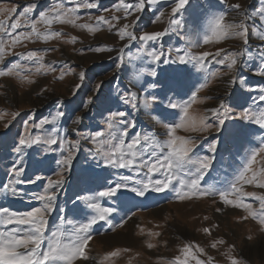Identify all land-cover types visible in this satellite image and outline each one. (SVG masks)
<instances>
[{
	"label": "rangeland",
	"instance_id": "rangeland-1",
	"mask_svg": "<svg viewBox=\"0 0 264 264\" xmlns=\"http://www.w3.org/2000/svg\"><path fill=\"white\" fill-rule=\"evenodd\" d=\"M135 2L138 0H0V21L7 31H11V24L17 20L22 22L14 35L30 32L31 28L23 26V21L35 22L41 13L52 14L57 4L63 9H77L76 24L95 26L97 17L103 16L115 25L110 29L104 23L90 33L69 23H53L50 31L59 32L58 38L47 42L36 37L22 39L15 47H11V36L0 33V46L4 47L0 71H6L12 64L21 65L17 70L19 76L0 77V208L24 213L41 207L42 202L36 197L44 194L50 178H58L56 173L61 171V166L57 161L64 159L71 148V145L62 147L61 141L78 142L72 150L71 166L63 171V184L55 190L53 211L46 217L42 251L53 232L60 230L70 235L74 227L87 223L95 215L87 206L91 198L92 202L113 211L106 222L98 221L91 229L86 249L88 259H78L74 264H101L103 257L114 250L119 254L103 264H168L176 256L183 258L180 250L185 244L198 245L204 250L201 254L195 247L191 249L203 264H208L209 258L212 264H230V248L231 256L240 264H264L262 226L251 217L244 219L246 211L225 205L218 194L230 189L252 150L264 144V129L247 120L236 123L230 118L226 129L220 131L215 127L206 132L177 130L176 135L195 141L193 159L213 158L212 165L204 171L200 188L216 190L214 196L180 200L170 186L164 192H148L138 197L130 191L136 180L163 179V176L156 173L149 177L146 168L105 166L103 155L96 152L97 147L107 149L105 141L123 130H127L125 140L129 142L139 133L142 141L145 135H150L163 143L167 139L165 125L179 123L182 115L180 107L173 109L169 102L182 107L205 82L207 87L197 92L196 102L189 110L192 116H206L207 123L214 125L216 121L210 110L221 102L230 117L240 115L241 105L255 113L264 110V103L258 99L260 90L264 89V39L256 33V30L264 32V0H189L185 9L174 17L177 25L169 24L175 0L155 3L146 0L142 12L131 9L125 12L122 5ZM87 3L96 6L86 8L83 5ZM234 4H239L240 9H233ZM25 8L30 9L26 16L22 15ZM221 13L228 22L245 21L249 30L246 46L232 37L204 43L211 20ZM113 16L117 19L113 20ZM126 24L131 25L129 31L136 40L119 39L117 30ZM37 28L43 33L47 26L38 24ZM165 29L167 34L157 41L139 40L145 32ZM98 47L113 51L96 52L94 49ZM177 49L182 52L177 53ZM30 51L43 56L39 63L49 71H35L39 63L25 59ZM153 51L162 54L160 61L153 62L147 55ZM217 51H221V57L215 55ZM183 52L195 56L208 52L209 56L202 68L194 61L181 65L176 56ZM228 52L244 53L234 72L217 63ZM97 85L101 86L98 92L94 91ZM152 94L157 99L146 106L145 100H150ZM109 110L126 113L125 117L116 118L113 128L107 123ZM13 114H17L15 118ZM77 117L81 118L80 122L73 123ZM42 121L47 123L36 127ZM96 132L103 135L93 142ZM36 136L41 138L39 144L23 147L16 153L21 137ZM49 137L57 143L51 146L44 143ZM212 143L217 144L214 152L209 151ZM257 159L260 163L254 164L253 170L264 167V160ZM17 166L25 169L20 184L14 183L17 178L13 169ZM189 167L195 171L194 166ZM124 176L131 179L125 182ZM36 177L40 179L35 183L28 182ZM181 178L184 177L178 173L173 180L177 188ZM117 183H127V189L112 198L97 195ZM242 190L264 196V189L254 184L243 185ZM243 199L259 211L257 200ZM13 227L17 226L0 227V231H11ZM205 228L209 233L203 231ZM154 233L160 235H151ZM217 240L224 243L213 248ZM148 243L154 247L148 248ZM188 264H195V260L189 259Z\"/></svg>",
	"mask_w": 264,
	"mask_h": 264
},
{
	"label": "snow or ice",
	"instance_id": "snow-or-ice-1",
	"mask_svg": "<svg viewBox=\"0 0 264 264\" xmlns=\"http://www.w3.org/2000/svg\"><path fill=\"white\" fill-rule=\"evenodd\" d=\"M146 0H138V2L131 4H123L122 7L127 12L129 9L134 10L139 13L144 10ZM149 3H155L156 0H148ZM189 0H175L174 7L171 9L172 19H170V25H177L178 21L174 18L181 9H185ZM86 8H93L96 5L93 3H87L83 5ZM235 10L240 9L239 4H234L231 6ZM11 11H15L13 8ZM30 11L29 8L24 9L22 15L26 16ZM77 9H63L61 5L57 4L53 10L52 14L41 13L39 19L32 22L29 19L23 21V26L30 27V32L21 33L20 35H14L16 30L22 26L21 20H17L15 23L11 24V31H7L6 26L3 21H0V33H4L11 36V47H15L22 39L28 40L32 37L41 39L43 42H47L53 38H58L60 36L59 32L50 31L53 23H69L76 27L86 29L88 32H95L99 29L101 24L107 23L112 27L110 21H107L103 16L97 17V24L95 26L89 24H76L77 17L75 15ZM163 15V13H161ZM91 19V18H89ZM113 20L117 19L115 16ZM159 19V17H157ZM264 23V22H262ZM43 24L47 26L46 30L41 33L37 25ZM131 25H124L117 30V35L120 40H127L131 42L136 40L137 37L129 31ZM168 32V29L164 31H157L152 33L145 32L139 36L141 42L147 43L150 41H157L164 37ZM258 38L264 39V32L256 30ZM248 34L249 30L246 23L241 19L238 23L228 22L224 13L215 16L210 23L208 34L204 36V43L208 44L213 42H220L224 38H238L242 41L243 45L248 44ZM73 42L75 37L72 38ZM96 52L102 51H113L110 48H96ZM177 53L182 52L181 49L176 50ZM153 62L161 60V53L148 52ZM217 57H221V51L215 53ZM209 56L208 52H203L199 56L191 55L188 52H183V54L176 56V61L181 65L187 64L194 61L196 64L203 67ZM244 56L243 52L239 53H225L222 58L217 60L220 65H226L227 69L234 72L238 65L241 63V57ZM4 59V47L0 46V61ZM25 59L29 61H36L39 63L43 60V56L35 51H30L27 53ZM164 63H168V60H164ZM119 67V65H117ZM21 68L19 64H12L6 71H0V77L4 76H19L20 72L17 71ZM43 69L45 72L49 71L48 68L42 63L35 69L39 73ZM155 75V72L152 73ZM213 75H217L213 73ZM84 74L81 73V79H83ZM61 79L63 76L61 75ZM24 79H28L24 77ZM31 82V81H29ZM100 85H97L94 91L98 92ZM207 87V82L200 85L197 89L199 92L201 89ZM197 92H193L190 100L186 102L182 107L180 105L169 102V106L173 109L180 107L181 117L179 123H169L165 125L167 139L160 143L155 140L154 137L150 135H145L143 141L141 140V134L137 133L131 140L126 141L125 137L128 135L127 130H123L118 136L113 135L111 139L105 141L107 144V149L103 147H97L96 152L101 153L104 157L105 166H111L113 168L120 169H147V174L151 177L153 174L160 173L163 179H148L136 180L134 186L130 189L131 192L135 193L136 196L142 197L148 192H164L171 186L174 191H176L177 196L180 200L191 199L195 196H214L216 195V190L208 189L202 190L200 188V181L203 177L204 171L209 169L213 163V158L210 156L197 157L193 159L192 153L196 147L195 141L176 135L178 129H191L192 131H208L209 129L215 127L217 131L226 129L227 121L231 118L236 123L247 120L250 123L258 125L261 129H264V110L258 113L250 111L248 108H244L241 105V112L239 116L230 117L228 109L225 104L221 102L217 108L211 109V115L215 118L216 123H207L208 117L206 116H192L190 115V109L194 102H196ZM260 95L258 97L259 101L264 103V89L260 90ZM157 99L156 94H152L150 100H145V105L148 106L151 102ZM89 102H92V98H89ZM128 102L127 100L125 101ZM13 114V118H15ZM58 116L63 115V113H58ZM126 113L122 111L111 112L109 110L108 127L113 128L114 122L117 117L123 118ZM80 117H77L73 123H79ZM47 121H42L40 125L36 127H41ZM7 127V125H5ZM134 128L135 125H132ZM103 134L101 132H96L92 137V141L96 142ZM41 138L36 137H21L19 140V146L15 148L17 154H19L23 147H31L33 144H39ZM44 143L49 146L55 145L57 140L53 137H49L44 141ZM76 143L72 141H61L62 147L65 145H71L69 149V154L62 160L57 161L61 166V171L56 173L57 179H49L48 184L44 190V194L36 197L42 202L41 207H36L31 211L24 213L12 212L8 208H0V227H5L8 225H15L11 231H0V264H74L78 259L87 260L86 249L91 240V229L98 221H105L106 218L111 215L112 209L102 207L97 202H92L89 198V203L87 204L95 215H92L87 223H83L78 227H74L70 235H66L64 232L58 230L52 233V237L48 240L47 248L42 249V245L45 241V226L47 223L46 217L53 211V204L56 200V189L63 184V171H67L71 166L73 160L72 150L75 148ZM159 149L160 152L157 154L155 151ZM217 149V144L212 143L209 146V151L214 152ZM147 158H144V157ZM257 157L264 160V144L256 149H253L250 156L247 158L246 163L243 166V170L236 176L234 182L231 184L230 189L220 191L219 198L221 202L225 205H230L234 208L242 209L247 212V216L244 219L251 217L257 220L262 226L261 230L264 231V196L257 195L256 193H244L242 190L243 185H252L264 189V167H260L258 170H253L254 164H259ZM192 165L195 167V171L189 167ZM25 169L23 167H15L13 169V175L17 178L14 183H23L19 178L23 175ZM182 174L184 178L179 179V187L177 188L173 184V180L177 174ZM139 174V173H137ZM191 177L190 179H186ZM40 177H36V180L28 181L29 183H35ZM122 179L127 182L131 178L128 176L122 177ZM7 187V186H5ZM122 189H127V183H117L115 187H110L106 191H100L97 195L101 198L104 197H116L117 193ZM240 194V195H236ZM236 196V199H231L230 197ZM243 197H252L259 202V211L254 210L253 206L249 203L244 202ZM219 211V209H218ZM207 219V217H205ZM20 226H25L21 228ZM205 233H209V229H203ZM151 235L159 236V233H154ZM251 239V237H249ZM66 241V242H65ZM223 240H217L212 244L213 248H216L217 244H223ZM148 248L154 247L152 243H148ZM195 247V251L203 254V249L198 245L185 244L180 250L183 258L181 256H176L173 261L168 262V264H188L189 259L195 260V264H203V262L198 259L191 249ZM23 249V251H21ZM127 251V250H125ZM232 249L228 250V259L230 264H240V262L231 256ZM118 251H112L103 257L104 261H109L112 257L118 255ZM208 264H212L211 258H209Z\"/></svg>",
	"mask_w": 264,
	"mask_h": 264
}]
</instances>
